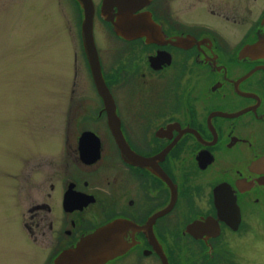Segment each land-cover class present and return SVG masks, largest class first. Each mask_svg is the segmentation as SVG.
<instances>
[{"label": "flooded vegetation", "instance_id": "flooded-vegetation-1", "mask_svg": "<svg viewBox=\"0 0 264 264\" xmlns=\"http://www.w3.org/2000/svg\"><path fill=\"white\" fill-rule=\"evenodd\" d=\"M91 1L107 96L83 48V11L68 0L80 61L62 104L68 125L43 150H58L60 166L35 178L21 162L6 176L20 243L54 264L116 222L120 252L102 264H224L220 250L264 203V50L252 48L264 40V0H140L134 14L149 13L154 40L116 34L103 0Z\"/></svg>", "mask_w": 264, "mask_h": 264}, {"label": "rangeland", "instance_id": "rangeland-1", "mask_svg": "<svg viewBox=\"0 0 264 264\" xmlns=\"http://www.w3.org/2000/svg\"><path fill=\"white\" fill-rule=\"evenodd\" d=\"M79 18L68 0H0V264H40L42 253L20 243L18 198L6 178L21 162L24 173L31 169L35 178L60 166L58 150L53 157L43 150L46 137L68 125L60 116L73 64L80 61L74 53ZM23 203L25 208L28 201ZM232 240L220 250L224 264H264V203L250 228Z\"/></svg>", "mask_w": 264, "mask_h": 264}, {"label": "water", "instance_id": "water-1", "mask_svg": "<svg viewBox=\"0 0 264 264\" xmlns=\"http://www.w3.org/2000/svg\"><path fill=\"white\" fill-rule=\"evenodd\" d=\"M76 1L83 11L81 21L83 48L91 67L96 87L100 95L105 98L107 89L103 84L93 39L94 6L91 0ZM143 5L140 0H103L100 13L105 20L111 22L116 34L126 38L144 35L148 40H154L153 34L159 33V31L158 26L151 21L149 13L134 14ZM113 7L117 8V12L114 14L112 13ZM262 25L264 26V17ZM252 48L264 50V40L252 46ZM207 223L208 220L205 223L197 221L188 227V231L198 236L196 233ZM236 223H238V219H236ZM117 227L118 223L116 222L99 227L92 233L82 237L74 247L60 252L56 256L54 264H102L103 261L120 252V247L117 243L120 241V235ZM217 233L218 231L211 235H217Z\"/></svg>", "mask_w": 264, "mask_h": 264}]
</instances>
